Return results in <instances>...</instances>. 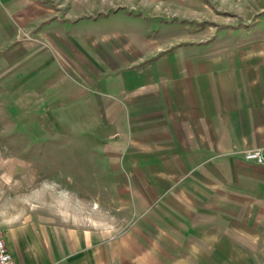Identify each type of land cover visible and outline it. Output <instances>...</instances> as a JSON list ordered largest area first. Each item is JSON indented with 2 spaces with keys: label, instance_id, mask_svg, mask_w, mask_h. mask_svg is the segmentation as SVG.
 <instances>
[{
  "label": "crops",
  "instance_id": "obj_1",
  "mask_svg": "<svg viewBox=\"0 0 264 264\" xmlns=\"http://www.w3.org/2000/svg\"><path fill=\"white\" fill-rule=\"evenodd\" d=\"M240 2L0 0L18 125L93 182L72 217L0 228L15 264H264V165L243 155L264 152V40L228 28Z\"/></svg>",
  "mask_w": 264,
  "mask_h": 264
},
{
  "label": "rangeland",
  "instance_id": "obj_2",
  "mask_svg": "<svg viewBox=\"0 0 264 264\" xmlns=\"http://www.w3.org/2000/svg\"><path fill=\"white\" fill-rule=\"evenodd\" d=\"M224 6L227 11L223 16L228 28L237 24L238 31L250 34L244 37L246 42L264 40V0H242L236 5ZM231 7L234 8L231 10ZM211 8L221 7L212 5ZM234 9L242 20L234 17ZM9 65L0 64V74ZM9 88L10 85L0 83V94L4 92L0 95V228L11 219L29 216L41 219L53 216L60 220L69 207L72 212L67 216L72 217L75 205L80 204V198L73 195L79 193L78 188H91L93 182L75 180V149L60 151V139L65 140L63 136L42 138L25 129L22 123L18 125L10 97L5 92ZM73 137L67 138L72 146ZM84 199L90 201V198ZM86 215H91L90 208ZM98 217L99 220L107 219L102 213ZM121 219V214H114L115 221Z\"/></svg>",
  "mask_w": 264,
  "mask_h": 264
},
{
  "label": "built area",
  "instance_id": "obj_3",
  "mask_svg": "<svg viewBox=\"0 0 264 264\" xmlns=\"http://www.w3.org/2000/svg\"><path fill=\"white\" fill-rule=\"evenodd\" d=\"M247 161L264 165V152L262 150H247L243 152ZM0 264H15L8 250L3 232L0 230Z\"/></svg>",
  "mask_w": 264,
  "mask_h": 264
}]
</instances>
